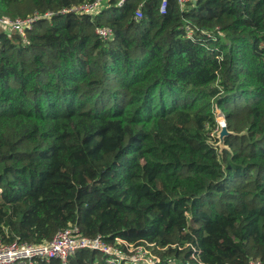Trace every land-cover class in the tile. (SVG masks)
Instances as JSON below:
<instances>
[{"label":"trees","instance_id":"16d2710c","mask_svg":"<svg viewBox=\"0 0 264 264\" xmlns=\"http://www.w3.org/2000/svg\"><path fill=\"white\" fill-rule=\"evenodd\" d=\"M87 1L0 0L12 19L54 13L0 35V240L76 227L154 244L157 264H264V0L59 14ZM67 264L107 263L83 249Z\"/></svg>","mask_w":264,"mask_h":264},{"label":"built area","instance_id":"2783aa9c","mask_svg":"<svg viewBox=\"0 0 264 264\" xmlns=\"http://www.w3.org/2000/svg\"><path fill=\"white\" fill-rule=\"evenodd\" d=\"M125 0H118L116 6H121ZM194 0H176L181 8ZM108 0H92L68 8L62 9L59 14L86 15L95 17L103 8L107 6ZM167 7V0H160L159 12L163 14ZM54 15L46 12L43 15L34 14L25 19L9 18L0 16V35L18 34L25 39V32L33 26V23L43 17L46 19ZM135 19L142 18L140 8L134 13ZM96 35L103 41L112 38L113 32L109 27H96ZM216 128L215 133L225 124V116L217 107L214 110ZM154 244H131L118 238L113 243L107 242L101 236L89 238L78 233L76 227H68L58 231L52 240L40 244L20 243L17 241L5 243L0 240V264H32L34 259H58L61 264H67L69 256L78 250H91L99 252L107 264H157L160 257L153 251ZM247 264H261L260 261H250Z\"/></svg>","mask_w":264,"mask_h":264},{"label":"water","instance_id":"95a60500","mask_svg":"<svg viewBox=\"0 0 264 264\" xmlns=\"http://www.w3.org/2000/svg\"><path fill=\"white\" fill-rule=\"evenodd\" d=\"M232 132H229L227 129L226 124L222 125L220 128V131L218 133L217 139H218V147L220 149V151H222L224 148H226V146L224 145V138L227 136L232 135Z\"/></svg>","mask_w":264,"mask_h":264},{"label":"rangeland","instance_id":"374dc122","mask_svg":"<svg viewBox=\"0 0 264 264\" xmlns=\"http://www.w3.org/2000/svg\"><path fill=\"white\" fill-rule=\"evenodd\" d=\"M219 131H220V130H217L215 133L212 132V133H211V136L214 135V136H216V138H217ZM218 145H219V143L217 142V144H216L215 146L218 147Z\"/></svg>","mask_w":264,"mask_h":264}]
</instances>
